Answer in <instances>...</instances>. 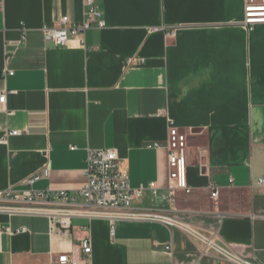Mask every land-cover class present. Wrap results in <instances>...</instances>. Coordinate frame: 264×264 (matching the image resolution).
Here are the masks:
<instances>
[{
    "label": "crops",
    "instance_id": "obj_1",
    "mask_svg": "<svg viewBox=\"0 0 264 264\" xmlns=\"http://www.w3.org/2000/svg\"><path fill=\"white\" fill-rule=\"evenodd\" d=\"M94 2L105 29L87 31L83 47H55L41 29L63 17L80 23L82 0H0V140L19 133L0 143V191L25 189L23 180L48 164L49 178L33 189L75 192L85 184L86 150L114 149L131 189L156 186L135 209L167 213L264 264V189L256 184L264 177V26L241 27L243 0ZM170 28L175 36L166 39ZM168 121L187 133L191 190L173 203L165 199ZM71 225L87 228L88 258L46 219L0 214V264H56L59 254L89 264H223L212 252L199 260L201 244L158 224L117 222L113 236L105 221Z\"/></svg>",
    "mask_w": 264,
    "mask_h": 264
},
{
    "label": "built area",
    "instance_id": "obj_2",
    "mask_svg": "<svg viewBox=\"0 0 264 264\" xmlns=\"http://www.w3.org/2000/svg\"><path fill=\"white\" fill-rule=\"evenodd\" d=\"M83 15L81 22L70 25L68 18L59 20L56 27L42 28L43 40L55 47H65L70 40H76L80 47L84 46V34L96 28L105 29L102 14L94 0H82ZM243 20L241 27L251 32L255 27L264 26V0H243ZM162 29H152L150 32H159ZM176 28H170L166 39L175 36ZM131 60L129 63H134ZM139 62V61H138ZM11 74V73H10ZM5 102V96H0V104ZM19 133H7L0 143L8 138L18 136ZM158 144L148 146V149H159ZM167 156L168 184L165 199L174 202L177 192L189 195L191 190L186 183V152L187 133L167 122V134L163 148ZM74 150V148H71ZM118 154L114 149L86 150L85 184L75 192L64 190L36 191L33 185L40 180L49 178V166L46 164L38 172L26 178L21 183L26 188L14 190L9 186L0 191V214L11 216L41 217L47 220L49 231L55 235L68 233L77 243L83 256L88 258L91 246L87 236V228L73 227V220H84L89 224L93 221H105L109 225L110 235L113 236V227L117 222H140L158 224L168 229L182 232L190 240L202 245L199 260L207 258L209 252L216 255V260L223 264H251L241 260L237 255L226 248L216 245L212 240L202 237L191 226L181 222L167 213L151 210H138L133 202L143 198L145 193L156 196V186L150 183L131 189L126 174L118 167ZM259 188L264 189V177L256 180ZM210 199L215 202L218 198V189L212 184L209 186ZM8 232V230H6ZM23 231V230H21ZM164 252L172 256L170 246L164 247ZM56 264H89L87 259L80 260L72 254H59L55 257Z\"/></svg>",
    "mask_w": 264,
    "mask_h": 264
}]
</instances>
